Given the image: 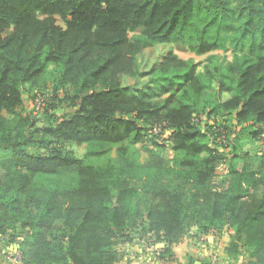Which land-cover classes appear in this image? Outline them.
<instances>
[{"label": "trees", "instance_id": "trees-1", "mask_svg": "<svg viewBox=\"0 0 264 264\" xmlns=\"http://www.w3.org/2000/svg\"><path fill=\"white\" fill-rule=\"evenodd\" d=\"M157 45L232 58L210 55L204 82L171 54L140 71ZM50 82L36 127L23 96ZM244 133L264 147V0H0V239L26 233L20 264H117L119 240L145 239L172 259L193 230L264 264V153Z\"/></svg>", "mask_w": 264, "mask_h": 264}, {"label": "rangeland", "instance_id": "rangeland-1", "mask_svg": "<svg viewBox=\"0 0 264 264\" xmlns=\"http://www.w3.org/2000/svg\"><path fill=\"white\" fill-rule=\"evenodd\" d=\"M57 24L65 28L62 21L57 19ZM9 33V32H8ZM140 31L136 34H129V37L139 35ZM168 54L176 57L177 60L187 62L190 64H199L197 68V76L204 82V65L210 55H215L220 60L226 58L227 61L231 60V55L228 53L225 55L223 52L218 51L204 56H196L192 54L186 47L181 45H157L141 51L137 56L139 69L142 72H148L152 67L157 66L165 59ZM50 71L54 70L53 66H49ZM147 82L145 78H139L136 81L128 77H124L122 83L124 85H143ZM52 83L47 86V90L43 94H38L35 98H32L27 93L23 96V113L33 121L36 122V127H44L46 124L45 111L49 109L46 103H49ZM52 112V111H51ZM71 113L70 109L66 107H59L52 112L55 117H62L63 115ZM201 120L205 123V119L202 116ZM220 123V122H219ZM209 124H213L210 122ZM217 125V124H216ZM35 129V128H34ZM154 134H159L158 130H155ZM169 134L163 133L159 136L158 143L165 147V154L170 159L172 154L169 150L170 141L168 139ZM226 143V142H225ZM238 145L242 152L249 153L250 155L264 153V147L261 142H255L249 138L247 134H242L238 137ZM123 145H128L124 143ZM150 146V142L147 139L141 143L133 145L134 149L145 155V149ZM120 147L118 145L115 149ZM71 150L78 158H82L85 154V147L71 146ZM32 151V150H31ZM230 151V147L224 148V153L227 154ZM194 230L191 234L184 238L180 243L171 247L173 257L172 259L160 258L161 249L164 245L154 244L153 240L132 241L126 243L123 240L118 241L116 246L119 252V261L117 264H245L248 261L247 252L242 248H236L230 243V234L226 231L217 234H209L207 236L195 235ZM26 233H23L18 237V241L15 244H9L7 241L0 239V264H20V241L25 237Z\"/></svg>", "mask_w": 264, "mask_h": 264}]
</instances>
